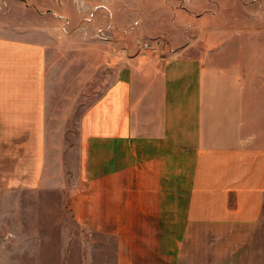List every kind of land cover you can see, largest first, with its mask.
I'll list each match as a JSON object with an SVG mask.
<instances>
[{"label":"crops","instance_id":"1","mask_svg":"<svg viewBox=\"0 0 264 264\" xmlns=\"http://www.w3.org/2000/svg\"><path fill=\"white\" fill-rule=\"evenodd\" d=\"M6 1L0 192L58 194L90 264H264V0Z\"/></svg>","mask_w":264,"mask_h":264},{"label":"rangeland","instance_id":"2","mask_svg":"<svg viewBox=\"0 0 264 264\" xmlns=\"http://www.w3.org/2000/svg\"><path fill=\"white\" fill-rule=\"evenodd\" d=\"M74 3L80 14L89 10L80 12L82 8ZM25 14L14 1L3 5L0 0V28L16 33L29 30ZM144 42L159 44L157 40ZM182 46L173 45L176 50ZM22 195L0 192V264H90L91 241L86 247L87 235L73 226L58 194L41 193L39 205L37 193Z\"/></svg>","mask_w":264,"mask_h":264},{"label":"built area","instance_id":"3","mask_svg":"<svg viewBox=\"0 0 264 264\" xmlns=\"http://www.w3.org/2000/svg\"><path fill=\"white\" fill-rule=\"evenodd\" d=\"M75 2L78 5V7L82 8V10H80V12L87 11L88 8L85 6L83 0H75ZM107 31H108V29H100L99 33H98V37H101L103 39H110V35H107V33H106ZM144 49L148 50V51H153V52L157 51V49L155 47H153L150 43H145Z\"/></svg>","mask_w":264,"mask_h":264}]
</instances>
